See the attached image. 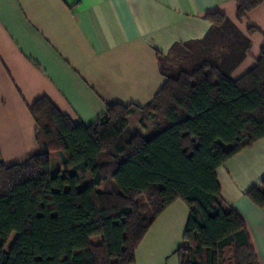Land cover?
I'll list each match as a JSON object with an SVG mask.
<instances>
[{
	"label": "trees",
	"instance_id": "16d2710c",
	"mask_svg": "<svg viewBox=\"0 0 264 264\" xmlns=\"http://www.w3.org/2000/svg\"><path fill=\"white\" fill-rule=\"evenodd\" d=\"M235 2L240 20L264 0ZM205 19L202 39L157 55L165 82L144 107L109 105L82 125L46 98L33 103L38 153L0 163V264H134L149 227L176 200L188 208L179 264H257L216 170L264 138V47L231 81L250 41L224 15ZM246 195L264 207V180Z\"/></svg>",
	"mask_w": 264,
	"mask_h": 264
},
{
	"label": "crops",
	"instance_id": "0c3cea01",
	"mask_svg": "<svg viewBox=\"0 0 264 264\" xmlns=\"http://www.w3.org/2000/svg\"><path fill=\"white\" fill-rule=\"evenodd\" d=\"M236 10L235 0H0V163L22 164L38 153L29 108L40 98L82 125L109 105L149 104L165 82L157 55L202 39L207 13L224 15L248 37L229 77L240 79L264 47V2L240 20ZM216 178L264 264V207L246 195L264 180V138L220 166ZM187 218L182 200L170 204L136 248L134 264H179Z\"/></svg>",
	"mask_w": 264,
	"mask_h": 264
},
{
	"label": "rangeland",
	"instance_id": "374dc122",
	"mask_svg": "<svg viewBox=\"0 0 264 264\" xmlns=\"http://www.w3.org/2000/svg\"><path fill=\"white\" fill-rule=\"evenodd\" d=\"M129 125L131 127L132 130H134L135 132L139 133L141 136L143 137H147V133L146 131L142 130L134 121L130 120L129 121ZM90 182V176H87V178L80 183V186H82L83 184H88ZM13 239H14V234H12V236L8 239L7 241V248H9L13 242ZM101 240V237L100 236H97V237H92L90 239V241L93 243V244H98Z\"/></svg>",
	"mask_w": 264,
	"mask_h": 264
}]
</instances>
